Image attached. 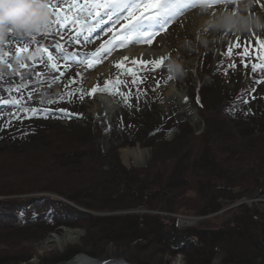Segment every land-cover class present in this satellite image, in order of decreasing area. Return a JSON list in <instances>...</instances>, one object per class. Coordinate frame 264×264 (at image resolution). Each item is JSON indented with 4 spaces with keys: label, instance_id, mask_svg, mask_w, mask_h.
Here are the masks:
<instances>
[{
    "label": "trees",
    "instance_id": "obj_1",
    "mask_svg": "<svg viewBox=\"0 0 264 264\" xmlns=\"http://www.w3.org/2000/svg\"><path fill=\"white\" fill-rule=\"evenodd\" d=\"M61 35L66 43L73 39L70 34L51 31V37L37 34V40L50 48L61 41ZM26 44L29 50L34 51L32 48L36 47L41 52L40 45L29 43L23 31L0 33V100L9 102L0 104V222L14 219L23 226L43 222L44 226L36 228L40 233H48L54 230L55 225L62 224L84 228L87 236L82 239V245L65 250L49 264L68 262L80 253L101 257L109 245L116 249L133 245L145 250L153 248L156 255L182 256L185 264H211L218 251H225L223 264H237L235 261L238 264H255L258 259H263V262L259 260L257 264H264V213L242 204L230 211L228 219L206 220L236 200L252 197L259 190L264 194V113L252 114L255 115L253 120L246 118V121L252 122L245 130L243 125L214 119L220 107L230 105L224 101L202 112L204 131L199 137L193 136L191 127L180 125V133L172 143L164 141L172 125L161 123L150 132L151 129L144 128L146 122L137 123L134 126L136 132L129 135L134 142L152 149L144 168H123L113 148L107 155H102L92 141V127L90 130L76 128V135L81 139L87 138V145L81 144L84 142L80 139L72 147L56 140L58 144L50 141L48 145L43 143L38 146L45 142L47 131L42 130V126L56 119L63 121L62 117L70 115L61 111L64 110L62 107L70 106L72 110L80 111L78 92L84 77L72 80V76L80 74H68L66 67L60 68L64 75L54 71L52 76L55 77L50 79L43 69V64L49 65L47 59L39 64L28 56L29 50L17 55L15 49ZM11 59L18 61L14 64ZM72 81H79V88L70 89ZM37 93L45 101L50 97L62 98L52 104L30 102L29 96L36 97ZM16 99L25 107L29 104L37 107L39 114L29 112L27 116L31 118H24L23 111L12 103ZM70 116L75 118L76 115ZM7 121H11L10 126ZM61 144H66V147L62 148ZM24 158L29 160L24 161ZM104 165L107 171L103 170ZM53 172L61 180L49 178ZM73 172L76 176L80 175V179L74 177L68 180L65 177L66 174L70 177ZM4 177L13 180L8 182ZM20 179L25 180L24 186L18 183ZM49 179L56 185L61 182L60 187L53 188ZM28 193L54 194L78 207L74 209L61 200L51 198L13 199ZM108 193L112 194L111 198H116L114 202L102 206V202L96 201L95 196ZM190 194V198L186 197ZM38 200L45 209L42 215L37 214L32 204ZM139 208L146 214L97 217L87 213ZM182 212L198 218L200 222L192 228H179L176 220L169 216ZM67 221H72V225ZM1 226L6 225L0 223ZM87 247H91L90 252L86 251ZM246 251L253 253L248 256L255 262L244 256ZM20 255L0 252V264L26 262L28 256Z\"/></svg>",
    "mask_w": 264,
    "mask_h": 264
},
{
    "label": "rangeland",
    "instance_id": "obj_2",
    "mask_svg": "<svg viewBox=\"0 0 264 264\" xmlns=\"http://www.w3.org/2000/svg\"><path fill=\"white\" fill-rule=\"evenodd\" d=\"M56 2L57 0H52V3ZM60 2L63 3L64 0H60ZM70 2L71 0H68V3ZM258 4L259 3L255 2V0H237V3L233 6L238 8L237 15L242 14V16H247V11L249 8L256 7L257 9ZM224 7L225 5H219L215 9H209L208 13L210 14L213 12L212 10H215L216 13L217 8L223 9ZM44 9L47 13L46 19L49 21H54L55 17L50 15L49 9ZM197 11L199 12L201 9H184L182 13L174 18L167 26L166 31H161L158 35H155L151 45L141 41L137 43L129 42L125 47H113L109 41L113 39V31H116V29L119 28V25H116V28H113L111 21L98 25L91 32V38H89L86 33L77 37L74 25H69L64 29H60L59 25L50 23L48 26V30L50 32L59 31L60 34L63 35L70 34L73 36V39L70 40V43H66L64 40L59 41L63 46V51L56 50L54 46L49 48V51H51L55 57L54 62L57 64V68L53 70L49 65L45 66V64H43V69L46 73V76H49L50 79H54L55 76H52L54 71L60 72L62 75H64V72L60 68L67 67L68 70L66 69V73L72 75L77 73L82 75L72 76V80L78 79L79 77H84V81L81 89L78 92V104L80 105V111L76 112L75 110H72L70 106L62 107L65 113H70V115H79H76L74 118L70 115L64 114L65 116L62 117L63 121L56 119L52 120L51 123L48 122L46 126H42V130H46L48 133L45 132V142L42 141L38 144V146L41 144L43 145V143L48 145L50 144V141L56 144H58L57 142L62 141V143H68V145L72 147L81 139L76 135V128L81 127L90 130L92 127L94 131L92 133L93 136L91 137L92 141L97 145L102 155H107L108 152L113 148L116 149L118 161L120 166L123 168H144L150 160L152 149L145 146L144 144L134 142V140L131 138L129 133L133 135L136 132L134 127L135 124L146 122V127L144 128L151 129L149 130L150 132L152 129L158 128L157 125L161 123L167 124L168 126L172 125L170 132L164 136V141L170 143H172V140L177 135H179L180 125L191 127L193 136L199 137L204 131L202 112L209 109L210 106H218L223 104L224 101L225 103L229 102L230 105L228 107L225 106L224 108L220 107L218 113L214 116V119L216 121H226L228 123H233L237 126L243 125L246 130V128L250 126L252 122L246 121V118L253 120L256 113H264V82L260 84L255 83L256 80L264 81V69L258 68L255 73H253L251 70L253 63H264V51L258 52L255 45V39L257 35H259L261 38H264V29L263 31H255L253 27L250 29H247L244 26L240 27L237 25V21L236 28L239 30L238 34L242 36H248L251 43L249 45L242 44L240 48H233L231 56H228L226 53L229 42L234 40L233 33L224 32L225 38L223 40L217 37L214 38V35H211V31H204V36H201L203 35L202 33H200L201 35L193 33L191 29L192 22L189 20V17H191V15L195 14L194 12ZM258 14L259 11L252 15ZM75 15L76 13L69 12L70 17H74ZM210 16L213 17L211 14ZM224 16L229 17L231 21L233 19L227 14V12H222L221 17L223 18ZM105 19L107 20V18ZM224 20L225 19L222 21ZM92 23H94V18H88V24L90 25ZM208 27L209 26L205 28ZM205 28H203V30ZM109 29H113V31H109ZM41 31L43 32L44 29L42 28ZM118 34L123 35L124 33ZM85 36H87V39H85ZM245 46H248L249 48L247 55L243 54V49ZM141 47L151 49L155 52L168 49L167 52H169V54L167 56L170 58L164 61V65L161 68L157 69L156 71H150V69L153 67L152 64L147 65L145 68L139 63L133 64V58L130 57L128 60H124L125 62L122 63L123 67L118 68L114 65L108 78L99 80L101 85L98 87V89L106 88L108 91L98 90L94 95H86V93L92 89V87L89 86V79L91 75L97 69L104 66L109 56L129 48L136 49ZM32 49L34 51L29 50L27 53L31 60L37 61L39 64H41V60L47 59V57L36 47H33ZM106 49H111V51H106ZM93 53H96L94 58L95 64L93 67L89 68L85 64L78 62L82 59L91 58ZM219 53H225V55H221ZM69 54L72 55L73 59L66 60L65 58L68 57ZM41 57H43V59H41ZM258 57L261 58L258 59ZM11 61L12 63L16 64L18 59H11ZM233 63L235 64V67H230V64ZM245 63L248 64L247 68L244 66ZM169 67H171V71H169ZM129 68L133 70L132 76L128 75L127 69ZM59 76L61 79V74H59ZM168 76H171L172 79H167ZM69 77L71 76H68V78ZM139 78H143V83L140 82ZM118 80L128 83L126 85L124 83L118 84ZM132 80H136V83H131L130 81ZM157 82L159 83L157 84ZM171 83L176 86V90L183 96L180 105H178V102H176L175 99L167 100L165 98V91ZM79 86V81L77 83L72 81L69 84V87L72 90L79 88ZM117 88H119L120 92H123L126 95L129 93L131 94L128 103L131 104L132 107H128L123 102V98L119 94H110L116 93ZM252 89H255V91H252ZM82 95L83 99H81ZM98 95H107L116 103L117 108L112 113L111 118H109L110 116L105 117V115H101L99 111L93 112V110H91L95 98ZM137 97L139 99H137ZM243 100H248L249 102L245 104L243 103ZM187 107H189L190 111H193V116H190V111L187 112ZM245 113H247V115H245ZM18 116H22V114L18 113ZM146 116L147 119L144 120ZM259 120H261V118ZM237 121L239 122L236 123ZM260 123H263V121ZM123 127L126 129L123 130ZM72 129H75L76 132H72ZM121 131L122 133H120ZM127 131H129L128 140L125 139ZM142 132H145V130ZM121 137H123L125 140H123ZM81 141L84 143H80L84 145H87L88 143L87 138L81 139ZM61 147H66V144H61ZM136 147L146 151L145 163L143 165H136L132 157H125L126 155L123 152L124 150H129ZM80 150L81 149H78L77 151ZM57 151L61 150L57 149ZM28 158L30 159V156ZM29 159L24 158V161H28ZM104 166L105 169L103 167V170L107 171V166ZM53 174H50L51 176H49V178H58L57 181L61 180V177H59L58 174ZM76 175L77 174L73 172L70 174V177L67 174L65 177L68 180H73L74 177L76 179H80V175ZM4 178L8 182L13 180L11 177ZM49 181L52 182L53 188L60 187L61 182L56 185L52 180L49 179ZM65 182L68 183L67 181ZM18 183L22 186L26 184L24 179H20ZM111 196L112 194L109 195V193L108 195L101 194L100 196H95L97 197L95 199L97 202H102V206H107L104 203H108L110 201L114 202V200H116V198L113 199ZM190 196L191 194L186 197L190 198ZM25 198H51L57 201L61 200V202L66 203L68 206L74 209L78 207L73 203L63 200L62 198L60 199L54 194L47 193H28L24 195H18L17 197L15 196L13 199L23 200ZM32 204L34 205V209L38 211L37 214L42 215V212H44L45 209L40 206L39 200L34 201ZM242 204L248 208L256 209L260 213H264V194H262L259 190L252 197H243L239 200H236L234 203L224 206V208L217 214L208 216L206 220L213 221L215 218L220 217L221 219H228L231 214L230 211ZM87 213L97 217L121 215L127 213L146 214L145 210H142L141 208L136 210L129 209L126 211L120 210L113 212L102 211ZM169 217H171V219H175L176 226L183 229L195 227L197 223L200 222L198 218H194L190 214H187V212L171 215ZM46 222L50 223L49 220ZM0 223L6 225L0 227V252H4L6 255H11V253H21L20 256H23L26 254L28 256L26 262H22L20 264H49L50 261L56 259V257H58L57 255H60L65 250L81 246L82 239L87 236L84 228H71L67 227L65 224L58 226L55 225L53 228L54 230L48 233H40L37 232L39 230H36V228L44 226L43 222H36L34 224L23 226L22 224L18 225L13 219L12 221L6 220V223ZM66 223H71L72 225L73 222L67 221ZM35 231L37 234H35ZM66 231H78L79 235L74 242L67 243L64 247H59L58 245L51 246L47 244V239H49L51 236H60ZM92 233H94V231H92ZM90 248L87 247L86 251L90 252ZM110 249L117 254L123 251L125 252V254L123 253L122 256H117V258H115L117 261H120L119 259H121L122 264H185L182 256L177 255L171 257L167 255L161 256L160 254L156 255V252L152 251L153 248L145 250V248H138L137 246L135 247V245L129 248L119 249L109 245L102 256L97 258L91 257L85 253H80L76 256L83 255L93 260H102L106 258V255ZM137 249H139V252H137ZM92 251L93 250L91 249V252ZM248 254L251 256L253 253L246 251L244 256L250 257ZM224 255L225 251H218L211 264H223L222 257ZM250 259L255 262L252 257H250ZM259 260L261 259H258V263H260ZM261 261L263 262V259ZM257 262H255V264H257ZM235 263L238 264L236 261Z\"/></svg>",
    "mask_w": 264,
    "mask_h": 264
},
{
    "label": "snow or ice",
    "instance_id": "obj_3",
    "mask_svg": "<svg viewBox=\"0 0 264 264\" xmlns=\"http://www.w3.org/2000/svg\"><path fill=\"white\" fill-rule=\"evenodd\" d=\"M30 4L37 7L48 8L50 15L55 17L54 21L44 20L37 21L35 23L34 28H31L27 31H23L24 34L28 36L29 43L31 44H39L40 50L47 57V62L49 66L55 70L57 68V64L54 62L55 57L52 52L49 51V47L40 44L37 40V34L44 36L45 38L51 37V32L48 30V26L50 23H55L59 25L60 29H64L69 25H74L76 29V36L79 37L84 33L91 32L98 26L108 21H111L113 24V28H116V25H119V28L116 31L113 29H109V31H113V39L109 41L113 47H125L129 42L137 43V42H145L149 45L152 44L155 35H158L161 31H166L167 26L172 22L174 18H176L179 14L182 13L184 9H201L202 12L207 13L209 9H215L219 5H225V11L229 13L230 17H235L238 12V8H228V5H234L237 3V0H71L68 3V0H64L63 3L60 0H57L56 3H52V0H28ZM257 3H261V0H255ZM261 7L264 8V3H261ZM69 12L76 13L74 17L69 16ZM212 16H215V11L210 13ZM86 17V18H85ZM88 18H94V23L88 24ZM107 18V20L105 19ZM122 21V23H121ZM44 29L42 32L41 29ZM14 29L11 26H6L7 33H13ZM204 31H214L217 34V38H220V34L222 32H232L234 35V40H231L228 45L227 55L231 56L233 48H240L242 44L249 45L251 43L250 38L246 35L238 34V29L236 25L230 20L229 17H225V20L222 23H218L215 28L209 25L208 28H205ZM118 33H124L123 35H119ZM61 40L64 37L61 35ZM87 39V36H85ZM256 50L258 52L264 51V38H261L259 35L256 36L255 39ZM103 47V46H102ZM54 48L59 51H63V46L60 43H56ZM29 50L28 45L26 44L23 47H18L15 49L17 55L20 52H26ZM99 51V50H98ZM106 51H111V49H106ZM249 51L248 46H245L243 49V54L247 55ZM221 55H225V53H219ZM95 56L96 53H93L91 58H86L78 61L79 63L85 64L87 67L91 68L95 64ZM169 56L154 58L153 60H132L133 64L139 63L143 65L145 68L147 65L152 64L153 67L150 71H156L164 65V61L169 59ZM261 57H258L260 59ZM43 59V57H41ZM66 60L73 59L72 55L69 54ZM124 60H128L129 57H123ZM243 63V61H242ZM24 66L23 64L21 65ZM116 67L120 68L123 65L120 62L115 64ZM244 66L247 68L248 64L245 63ZM9 67H11L9 65ZM230 67H235V64H230ZM259 69H264V63L256 64L253 63L251 70L255 73ZM171 67H169V71H171ZM128 75H133V70L131 68L127 69ZM39 75V73H37ZM140 82L143 83V78H139ZM167 79H172L171 76H168ZM135 84L136 80L130 81ZM264 81L256 80L255 83L260 84ZM117 83H124L125 85L128 82L117 81ZM159 82H157L158 84ZM51 87V85H49ZM18 91V89H15ZM98 90L108 91L106 88L98 89V87H93L86 95H94ZM154 90V89H153ZM255 91V89H252ZM110 94H119L123 98V102L128 106L132 107L131 104L128 103L130 93L124 94L120 92L119 88H117L116 93ZM62 97H50L47 101L37 93L36 97L29 96V101H35L36 104L43 103H56ZM83 99V95L81 96ZM137 99H139L137 97ZM186 99V98H185ZM248 100H243V103L247 104ZM9 103L6 100H0V104ZM12 103L16 104L18 108H20L25 114L24 118H31L27 116V113L31 112L32 115H38L39 109L32 104L25 107L21 105L19 99L13 100ZM64 111V110H61ZM13 118L20 119V117H16L15 114H10ZM79 115V114H76ZM247 115V113H245ZM7 125L10 126L11 121L6 122ZM2 130V128H0Z\"/></svg>",
    "mask_w": 264,
    "mask_h": 264
},
{
    "label": "bare ground",
    "instance_id": "obj_4",
    "mask_svg": "<svg viewBox=\"0 0 264 264\" xmlns=\"http://www.w3.org/2000/svg\"><path fill=\"white\" fill-rule=\"evenodd\" d=\"M261 3H264V0H261ZM261 3L258 4L257 9L256 7H251L249 8V10L247 11V16H242V14H238L235 17H232L234 19H232V22L236 25L240 26V27H245L247 29H250L251 27H253L255 29V31L260 30L263 31L264 29V22H263V18H264V8L261 7ZM228 8H235L233 5L228 6ZM215 11V10H212ZM257 11H259L258 15H252L255 14ZM222 12H225V7L222 8H217L216 9V15L211 17L210 14L208 13H204L202 11H197L194 12L195 14L191 15V17H189V20L192 22V31L193 33H196L198 35H201L200 33H202L204 36V30L203 28L209 26L211 24V26L213 28H215V26L218 23H222L223 19H225L226 16H224L223 18L221 17ZM227 14L229 15V13L227 12ZM261 23V24H260ZM240 29V28H239ZM211 35L216 38L217 34L214 31H211ZM200 37V36H199ZM224 37V32H222L220 34V38L221 40H223ZM168 49L166 50H162L160 52H155L151 49L148 48H136V49H127L124 51H121L119 53H115L111 56H109V58L107 59L106 63L104 64V66H102L101 68L97 69L90 77L89 79V86L90 87H100V83L99 80L100 79H106L108 78V76L110 75L113 66L117 63L120 62L121 64L124 61L123 57L127 56V57H132L133 59L139 61V60H153L154 58H159V57H164L167 56L169 54V52H167ZM167 52V53H166ZM132 59V60H133ZM165 98L167 100H174L176 102H178V105H180L181 101H182V94H180L177 90H176V86L171 83L166 91H165ZM117 105L116 103L113 101L112 98L108 97L107 95H98L95 98V101L93 103V106L91 108V110H93V112L95 111H99L101 113V115H105L106 116H110L109 118H111L112 113L116 110ZM187 112H189V107H187ZM190 116H193V111H190ZM125 153V157H132V159L134 160V163L136 165H143L145 163V154L146 151L145 150H141L139 148H133V149H129V150H124L123 151ZM79 235L78 231H66L65 233H63L60 236L57 235H53L51 236L49 239H47V244L54 246V245H58L59 247H64L67 243H72L77 239V236ZM125 254V252H120V253H116L113 250H109L106 258L102 259V260H93L90 259L88 257H85L83 255L80 256H76L75 258H73L71 261L69 262H65V263H57V264H122L121 263V259H119L120 261L115 260V258H117V256H122V254ZM127 253V252H126Z\"/></svg>",
    "mask_w": 264,
    "mask_h": 264
},
{
    "label": "clouds",
    "instance_id": "obj_5",
    "mask_svg": "<svg viewBox=\"0 0 264 264\" xmlns=\"http://www.w3.org/2000/svg\"><path fill=\"white\" fill-rule=\"evenodd\" d=\"M44 8L33 6L28 0H0V33L11 26L17 31L34 28L37 21L46 20Z\"/></svg>",
    "mask_w": 264,
    "mask_h": 264
}]
</instances>
